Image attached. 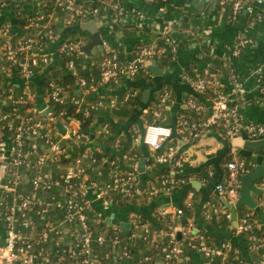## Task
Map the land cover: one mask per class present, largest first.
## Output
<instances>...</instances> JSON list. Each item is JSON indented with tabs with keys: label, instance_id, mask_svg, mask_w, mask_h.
I'll list each match as a JSON object with an SVG mask.
<instances>
[{
	"label": "built area",
	"instance_id": "1",
	"mask_svg": "<svg viewBox=\"0 0 264 264\" xmlns=\"http://www.w3.org/2000/svg\"><path fill=\"white\" fill-rule=\"evenodd\" d=\"M105 1L114 10L109 19L93 5L94 0H50V5L45 2L27 17L26 27L34 32L16 31L13 22L8 20L0 25V69L11 85L4 87L5 79L0 83V105H8L7 110H0L3 134L0 138V264H192L196 253L202 256V264H244L242 258L229 253V241L214 244L205 234H197L191 221L181 222L183 208H160L157 216L163 226L159 228L134 212L127 233L121 225L108 222L109 218L116 220L119 196L131 204L141 203L186 184L188 178L184 173L190 162L183 149L201 136L217 131L225 138L241 134L251 139L264 137V125L246 121L240 102L234 98L241 92L234 68L230 73L231 93L221 87L218 79L182 72L181 79L193 90V95L183 100V109L198 116L206 115L192 118L182 113L175 126L167 122L166 115L175 102L174 93L168 86L159 89L154 105L141 117L143 129L135 128L133 132L134 144L146 145L157 163L170 168L169 175L156 177L149 183L141 177L136 152L129 155L124 164L112 160L106 175L103 163L94 155L101 149H93L89 135L78 127L81 126L79 119H65L64 108L56 110L47 105L56 111L55 117L64 124L69 138L84 147L75 153L73 146L66 142L69 138L61 135L43 114V109H39L37 94L32 91L34 81L64 58L62 56L68 58L63 69L74 74L78 70L74 57H88L81 48L87 44L82 35L63 38L55 22L59 13L64 14L61 20L64 27L72 17H77L79 23L92 19L107 31L113 29L115 21L136 24L148 18L146 12L128 6L124 0ZM221 2L230 6L235 15L251 14L253 24L264 20V15L249 0ZM6 8L5 2L0 3V11ZM174 32L169 25L160 43H142L125 59L116 52L117 46L112 47L103 35V54L94 60L99 78L78 76V90L82 94L71 98L57 79L52 78L45 97L47 102L52 100L64 105L71 101L79 109L85 104V115H89L92 109H111L138 96L139 87L125 89L123 82L138 75L155 79L151 62L161 66L163 59L168 58L165 65L168 68L177 63L181 41ZM254 44L253 37L239 36L228 57H236L245 47ZM257 75L262 83L261 93H264L262 67L258 68ZM14 77L22 82V93H17L12 82ZM108 83H114L118 92L110 94L103 89ZM208 84L213 87V98L203 95ZM89 96L94 100L86 101ZM98 126V135L110 131L108 123ZM176 134L179 139L174 142ZM6 140L10 141L8 148ZM119 145L120 139H117L115 146L119 148ZM253 166L248 159L228 160L225 182L217 188L229 202L238 200L241 176ZM91 172L94 178L90 177ZM208 172L214 176L212 169ZM211 210L214 214L223 213L222 204L212 203ZM224 215L232 220L231 213L224 212ZM232 229L234 233L249 236L250 252H264V238L258 234L250 215H243ZM141 241L150 252H135L136 244ZM258 263L264 264V254L258 258Z\"/></svg>",
	"mask_w": 264,
	"mask_h": 264
},
{
	"label": "crops",
	"instance_id": "2",
	"mask_svg": "<svg viewBox=\"0 0 264 264\" xmlns=\"http://www.w3.org/2000/svg\"><path fill=\"white\" fill-rule=\"evenodd\" d=\"M128 6H135L147 13L148 18L143 22H137L136 25L148 28L150 31L146 33L137 32L133 36L120 41L119 38H114L113 30L107 31V28L97 27L102 31L104 38L109 41L110 45L114 48H123L127 57H130L137 48L138 43L153 42L154 33L164 34L165 29L174 22L182 24V21H190V29H195V33L191 31H176L174 32L181 41L178 62L170 68L160 66L164 71V76L156 75V82L158 89L155 91L153 87L148 86L145 89H140L143 95L144 111L154 105L159 89L163 86L171 85L174 90L175 102L171 109L166 111L168 116V123L175 126V120L182 114H189L192 118H198L202 115H195L182 107L183 100L187 98L188 93H192V88L181 79L182 72H190L192 75H198L202 70L208 67L203 60L202 47L205 45L213 55L225 56L230 60L231 68L237 71L240 79L241 92L235 95L234 98L240 102V110L243 118L248 122L264 125V93H261L260 87L262 86L261 80L257 75L258 68H263L264 73V20L253 24L251 20L253 16L245 12L239 13L232 17L230 6L223 5L221 0H172L171 2H157L156 0H124ZM253 2H256L253 0ZM40 3V1H38ZM261 4V3H260ZM257 8V5H255ZM261 7L264 8L262 4ZM33 5L27 4L25 10H31ZM14 11V10H13ZM12 10L5 9L0 13V25L4 21H12L16 31H21L20 26L15 22V14ZM257 11L264 13L257 9ZM111 16V15H110ZM106 17V16H105ZM109 19V16L106 17ZM86 19V18H85ZM62 17L58 16L56 24L58 30L65 32V27L61 23ZM92 21L86 19L80 24L84 30L85 23ZM113 25V24H112ZM108 27V26H107ZM174 28V27H173ZM248 35L255 39V44L245 47L238 56L229 58L230 49L238 41L239 36ZM102 49L94 48L92 53L98 55V51ZM1 60V55H0ZM153 62L150 63V66ZM159 65V64H157ZM231 72L227 69L220 73L218 80L221 87L227 91L232 92ZM165 79V84H163ZM12 80L14 85L23 89V84L20 80L14 77ZM154 80V81H155ZM15 87V86H14ZM32 91L35 92L38 104H44L43 110L47 108L46 98L41 96V89L37 84V79L32 85ZM106 89V88H103ZM108 91V89H106ZM118 88L111 90L110 94L117 93ZM150 92L148 96L144 94ZM17 92H19L17 90ZM110 92V91H108ZM40 95V96H39ZM8 105H0V110H7ZM45 115V114H44ZM46 116V115H45ZM47 117V116H46ZM48 118V117H47ZM118 117L115 118L117 120ZM98 126V125H97ZM94 127L96 131L98 127ZM78 127H80L78 125ZM134 127L133 129L135 130ZM139 129V128H138ZM3 134L0 131V138ZM245 134L234 136L226 139L217 131H211L197 140L184 146V154L189 160V167L186 168L184 176L188 178L186 184H181L171 190L169 193H160L152 199H144L141 203H128L122 207L118 205L115 209L117 212L115 221H108L112 224L121 225L124 233L129 231V221L132 212L143 216L145 219L150 220L151 217L157 215L160 208H183L184 215L180 218L183 223H193V230L197 234L203 233L209 237L212 243L219 245L221 242L229 241L231 248L229 253L235 257L242 258L244 264H259L258 253L249 251V241L247 234H237L233 232L232 226L236 225L231 220L230 223L224 224V212L228 210L221 199L217 186L225 182V177L228 174L226 163L229 155L232 158L248 159L254 163L251 170L255 169L257 165H264V149L255 153L253 151L245 150L247 156L242 157L240 152L244 148L240 146L238 140L244 141ZM264 138V137H263ZM94 140V139H93ZM7 148L10 141H7ZM93 149H98V141L94 140L91 144ZM101 149V148H100ZM138 165L143 159L138 157ZM148 165L146 170L148 169ZM209 169L214 171V176L209 175ZM141 177L142 173L139 170ZM145 173V172H144ZM107 175V172L105 173ZM105 175V176H106ZM143 178V177H142ZM258 186L263 189L262 192L252 193L253 198L258 202L257 209L243 207V212L239 211L238 221L245 215V213H252L254 224L256 226L264 225V179L258 181ZM194 193V195H192ZM226 199V198H225ZM227 200V199H226ZM222 204L223 213L214 214L211 210V204ZM133 211H130L131 208ZM128 210V211H127ZM132 210V209H131ZM129 212V213H128ZM108 213V211H106ZM211 215V216H210ZM187 218V222L184 219ZM182 236V234H181ZM181 238V237H180ZM135 252L140 254L143 252H150L144 245H136ZM194 262L192 264H202V256L199 253L194 255Z\"/></svg>",
	"mask_w": 264,
	"mask_h": 264
},
{
	"label": "trees",
	"instance_id": "3",
	"mask_svg": "<svg viewBox=\"0 0 264 264\" xmlns=\"http://www.w3.org/2000/svg\"><path fill=\"white\" fill-rule=\"evenodd\" d=\"M40 1V3H38ZM50 0H4L0 1V3L5 2L7 4V9L14 10L13 14H15V22L20 26V30L23 32H34L31 27H26L28 22V16H30L37 8H41L42 4L47 2L48 4ZM157 2H171L172 0H156ZM254 5H257L256 9L261 10L264 13V8L261 7L262 4H260L258 1L253 2V0H249ZM33 5V8L31 10H25V6ZM50 5V4H49ZM94 6H97L100 8L102 15L109 16L114 12L112 6L110 3L106 2L105 0H94L93 2ZM256 7V6H255ZM46 11H48L46 9ZM1 13V11H0ZM59 16L63 18L64 14L59 13ZM232 17H234L232 13ZM190 21H182V24H179L178 22L173 23V29H176V31H191L195 33V29H190L189 23ZM112 30L114 32V38H119L120 41H123L124 39L128 38L129 36L135 35L137 32L146 33L150 30L148 28L140 27L136 24H126L123 22L115 21V23L112 26ZM65 32L60 31L63 38L64 37H75L82 35L85 39V41L88 43L91 40V33L87 30H84L82 28V25L79 23V20L77 17H72L70 23L67 27H65ZM154 39L153 41H156L160 43L163 40L164 35L160 33H154L153 35ZM142 45V43L137 44V48ZM136 48V49H137ZM116 52H119L120 57L122 59L127 58V56L124 53L123 48L117 49ZM203 52V60L204 63L207 65L209 64L205 70L200 71L199 76L207 78L209 80H217L220 73L223 72V70H226L228 72H231L232 66L230 63V60L226 58L225 56L220 55H213L210 50L204 45L202 47ZM98 55L103 54L102 50L98 51ZM86 55H88L86 53ZM93 57L92 60L89 57ZM91 56H81V57H74L76 63H77V74H74L72 72H68L65 69H63V66L65 65L66 60L68 59L65 56H62L64 58H60L59 61L57 60L56 63L51 66L43 75H40L39 78H37V84L41 89V96L46 97L49 90H50V81L52 78L57 79L59 84L64 88L65 92L70 95V98L74 95H81L82 92L78 90V76H86L88 79L91 78V75L96 78H99V70L97 68V65L95 63L96 55L92 53ZM167 59H163L161 62L162 66H165L167 64ZM90 65V67H88ZM58 71V72H57ZM198 76V75H196ZM264 76V73H263ZM5 79L3 85L4 87L11 86L9 83L6 82V73L3 72L0 69V83L3 82ZM155 79H150L149 77L145 75H138L133 79H127L125 82H123V88H134V87H140L142 90L145 89L148 86H152L153 89L156 91L158 89ZM163 83L165 84V80L163 79ZM148 85V86H147ZM16 90L22 93V89L16 85H14ZM108 91L111 92L112 89H115L116 85L114 83H108L106 84ZM163 86V85H162ZM169 87L171 88V85L169 84ZM212 85L208 84L206 90L204 91L205 97L213 98V90ZM172 89V88H171ZM172 91H174L172 89ZM108 92V93H110ZM174 93V92H173ZM193 95L192 93H188L186 97H189ZM40 96V95H39ZM38 97V96H37ZM200 99V98H199ZM39 100V98H38ZM94 100L93 96L86 97V101ZM143 104L144 98L143 95L140 93L138 96L131 98L130 100L119 103L117 107L111 108V109H92L90 111L89 115H85V104L81 106V109L78 108L77 105H75L71 101H67L64 105H61L58 102H54L52 100H49L46 105L52 106L56 110H60L62 108L65 109L66 114L64 115L66 118H77L81 121V130L85 133H87L90 137V139L94 142V140L98 141V147L101 148L100 152H96L94 155L96 156L97 160L100 163H103L104 166V172H107L109 169V166L111 167L112 160H116L117 162L125 163V159L128 158L129 155H132V153L136 152L138 157H147L149 159L148 161V169L145 173H142V177L145 183H149L151 180L157 178H162L164 176L169 175L170 168L166 164H159L157 163L153 158L152 154L153 152L146 146L141 144H134L133 143V132L134 127L139 128L140 130L143 129V120L142 115L144 114V107ZM44 104H38L39 109L41 110L43 108ZM21 109L24 111V107H21ZM190 114V113H189ZM149 117V120H152V117L150 115H147ZM118 117L117 120L115 118ZM193 117V115H191ZM177 119L175 120V122ZM104 123L109 124L110 131L105 133L102 132L101 134H97V132L94 130V127H96L98 124L102 125ZM100 126H98L99 128ZM74 138L66 139V142L71 144L73 147V150L75 153H78V151L82 150V144L81 142L78 143L77 141H73ZM94 139V140H93ZM117 139H120V145L119 148L115 146V142ZM179 139L178 135L176 134L172 141L176 142ZM228 139V138H226ZM107 159V162H104V160ZM232 156L229 155L227 157V160H231ZM90 177L94 178L95 174L93 172L90 173ZM118 204L122 207L126 206L127 204L126 199L122 197H118ZM132 209V210H131ZM130 209V211H133V207ZM242 209H240V212H243ZM128 211V210H127ZM228 212V210H226ZM129 213V212H128ZM246 215H250L253 217L252 213H245ZM223 223L228 224L230 223V220L227 219V217L224 215L222 216ZM151 223L154 225V227L159 228L162 227V222L158 219V216L155 215L151 217L150 219ZM258 234L264 238V225L256 226ZM247 239L250 243V238L247 235ZM144 242H138L136 245H143ZM136 249V247H135ZM264 254V252L258 253V258L261 257Z\"/></svg>",
	"mask_w": 264,
	"mask_h": 264
},
{
	"label": "water",
	"instance_id": "4",
	"mask_svg": "<svg viewBox=\"0 0 264 264\" xmlns=\"http://www.w3.org/2000/svg\"><path fill=\"white\" fill-rule=\"evenodd\" d=\"M256 1L264 5V0H256ZM84 26L87 29V31L91 33L92 37L91 40L87 44L83 45L81 48L82 51L88 54V56H91L92 50L94 48L102 49L103 34L101 30L97 27L96 22L94 20L85 23ZM150 68L157 76H164L163 69L160 67V65H157L156 62H153V65H151ZM149 94L150 92L148 91L146 94H144V97L148 96ZM43 114H45L48 117L50 123L55 125V127L57 128L58 132L61 135L67 138L70 137L69 133H67V129L64 126V124L60 120L56 119L55 117L56 111L54 109H52L51 107H47L43 110ZM73 141L76 142L77 140L73 139ZM238 142L239 144H241L240 146L244 148L240 152L242 157L247 156L245 150L258 153V151L264 149V138L251 139L247 135H245L244 141L238 140ZM148 161L149 159L147 157H144L140 161L138 165V169L141 172L143 173L146 172ZM262 179H264V165L259 164L256 166L255 169L250 170L241 176L239 198L235 203L229 202L221 195L222 201L224 202L225 206L230 210L231 219L235 225H237L238 223V215L240 209H242L245 206L251 209L258 208V202L253 198L252 193H258L263 191V189L258 186V181ZM219 194L221 193L219 192ZM108 221H111V219L109 218ZM184 221L187 222V218H185ZM179 237H181V232H179Z\"/></svg>",
	"mask_w": 264,
	"mask_h": 264
},
{
	"label": "rangeland",
	"instance_id": "5",
	"mask_svg": "<svg viewBox=\"0 0 264 264\" xmlns=\"http://www.w3.org/2000/svg\"><path fill=\"white\" fill-rule=\"evenodd\" d=\"M162 67H164V66H162Z\"/></svg>",
	"mask_w": 264,
	"mask_h": 264
}]
</instances>
